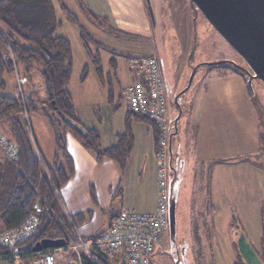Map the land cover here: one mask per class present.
Returning <instances> with one entry per match:
<instances>
[{
  "label": "crops",
  "instance_id": "1",
  "mask_svg": "<svg viewBox=\"0 0 264 264\" xmlns=\"http://www.w3.org/2000/svg\"><path fill=\"white\" fill-rule=\"evenodd\" d=\"M83 1L91 11L106 17L111 25L121 31L131 33L132 36L140 39L144 36L153 35L156 20L153 22L149 10L152 0ZM52 3L56 16L61 21L60 27L64 21L60 19L59 13L64 14L67 20L72 22L71 24H76L79 27L81 14L85 18L90 17L81 8L79 0H52ZM65 9L75 14L77 21L69 20ZM90 20L97 30L108 31L99 26L92 18ZM1 32L0 27V34ZM108 33L110 34L108 35L109 38H116L112 34L120 35L110 31ZM57 34H59L58 31ZM96 39L95 41L104 43L102 40ZM91 41L96 44L94 40ZM103 45L96 44V46L106 48L107 45ZM2 49L7 51L5 46H2ZM112 51L115 50L112 49ZM148 53L154 52H146L145 54ZM21 67L26 69L23 65ZM32 67L33 65L29 66L30 69ZM33 69L37 72L40 71L35 65ZM204 74L197 81L193 80L191 93L188 90L189 95L186 93L183 96V111L177 122V129L174 128L173 164L176 166V172L172 184L175 188L177 187L176 217L181 213L184 203L187 206L188 202L193 204L194 200H202V202L205 201L206 207H210L207 202L209 199H214L218 203L217 207L220 208V211L219 213L216 212V218L212 221L214 224L213 239L210 240L209 236L206 237L208 232H204L203 236L205 235L206 238H203L202 242L204 240L206 242L203 245L207 246L210 254H213L216 249L219 250L220 254L230 250L237 255L236 249L240 248L239 234L234 227L228 230L226 221L230 215L229 209L233 206V199H243L244 194L249 199L250 178L253 177L255 184L261 179L262 182L264 181L263 168L251 167L248 158L251 153L260 152V114L251 96L247 79L243 74L225 68L219 71H208ZM34 78V76L31 78L33 82L35 81ZM173 83L175 93L180 81L173 80ZM181 83L185 85L186 80ZM29 86L33 93L34 88L31 83ZM168 104L172 108L173 105L169 99ZM174 108L170 112L173 119L178 115V109ZM143 121L147 122L146 120ZM131 129L134 136V146L124 166L114 158L97 159L95 154L86 149L73 134L67 133L66 135L67 147L74 160L75 173L59 193L63 197L65 211L69 215L78 214L76 227L83 237L98 233L107 227L120 206L133 208L142 213L156 209L158 161L155 126L151 124L149 128L146 127L144 134L137 132L134 127ZM125 131V123L121 126L113 125L111 131H106L104 135L100 131L103 147L116 145L118 134ZM36 147L38 149L37 145ZM55 151V135L52 134L49 153L47 156L41 154L49 164H52ZM0 155L4 156L1 149ZM204 167L213 168L210 179L212 184L211 198L208 195L203 197L200 193L201 188L194 186L197 182L200 185L201 180V171L198 172L196 168ZM252 168L255 169L251 170ZM197 190L199 193L195 195ZM239 191L240 194L238 195ZM203 222L204 225L211 223L208 217ZM219 224H223L222 229L219 228ZM245 237L264 264V260L261 259L264 253L258 252L252 241L246 235Z\"/></svg>",
  "mask_w": 264,
  "mask_h": 264
},
{
  "label": "rangeland",
  "instance_id": "2",
  "mask_svg": "<svg viewBox=\"0 0 264 264\" xmlns=\"http://www.w3.org/2000/svg\"><path fill=\"white\" fill-rule=\"evenodd\" d=\"M150 7L153 13L152 18L154 21L156 20L153 35L144 36L142 39L132 36L131 33H129L130 35L116 36L112 34L116 38H109V31L103 32L94 28L90 17L85 18L82 14L80 15V28L76 24H71L72 22L70 23L64 14L59 13L64 24L59 28L58 33L65 35L70 40L73 51L72 78L69 84L71 96L82 122L87 128L97 129L100 135L101 132L103 135L106 134V131L110 132L113 125L121 126L123 123L126 125L129 108L125 90L135 80L129 60L133 56H141L146 52L156 53L160 63L164 66L171 88H174L173 91L175 90L173 80L180 81V92L185 89L194 68L198 67L197 75L194 77L195 81L208 71L231 69L221 65L208 64L214 61H235L242 66L244 74L248 77L246 72L248 67L244 58L190 0H152ZM82 29L95 39L97 38L96 40H102L103 44L111 45L112 47H109L115 51H112L111 48L96 46L89 39L85 40L82 37ZM86 41L93 52H99L104 72L103 78L97 71ZM112 58L115 59L116 66H113ZM34 65L36 66L33 64V67ZM33 67L30 70L31 77L27 75L29 82L26 86L24 85V89L32 93V88L29 86L31 83L34 94L36 93L39 98H44L42 74L40 71H35ZM25 70L21 64H18L17 71L20 76H26ZM16 75V72L5 74L6 86L3 94L20 98L21 91ZM33 76L35 77L34 82L31 79ZM183 80H186V85L181 83ZM191 91L192 89L189 90V93ZM185 93L189 95L188 92ZM250 93L260 114L261 148L259 153H251L248 158L251 167L257 166L264 170V81L253 78ZM171 96V103L174 105L173 93ZM171 109L175 108L169 107V113ZM23 116L35 144L40 152L47 156L52 134L55 135V127L40 111L29 113L25 111ZM142 121L135 118L131 120V128L134 127L140 134H144L146 127L149 128L151 125L149 122ZM5 126V122L0 125L1 132ZM196 170L201 171V180L200 185L197 182L194 186L201 188L200 193L203 197L208 195L211 198L210 179L213 168L204 167L196 168ZM261 180L255 184L253 177L250 178L249 199L245 197V194L243 199H233L226 228L229 230L234 227L239 234L238 241L242 235H246L257 251L264 253V181ZM198 193L197 190L195 195ZM204 202L194 200L193 204L188 202L187 206L184 203L181 213L177 215L176 235L172 237L170 230L164 233L161 245L156 248L152 256L154 264H237L238 262L239 264H250L247 261L245 263V257L240 248L236 249L237 255L230 250L220 254L216 249L213 254H210L207 246L203 245L206 242L205 240L202 242L203 238L209 236L210 240L213 239L214 224L212 221L216 218V212L220 211V208L217 207L218 203L214 199H209L207 202L210 207H206ZM205 216L211 221L208 225H204ZM219 228L222 229L223 224H219ZM204 232H208L206 237L203 236ZM34 261L35 257L14 260L0 259V264H34Z\"/></svg>",
  "mask_w": 264,
  "mask_h": 264
},
{
  "label": "trees",
  "instance_id": "3",
  "mask_svg": "<svg viewBox=\"0 0 264 264\" xmlns=\"http://www.w3.org/2000/svg\"><path fill=\"white\" fill-rule=\"evenodd\" d=\"M79 3L99 26L110 32L129 35L111 25L106 17L91 11L83 0H79ZM65 12L69 20L77 21L75 14L68 9ZM60 24L52 0H0V123L5 122L3 133L18 146V158L15 161L0 155V232L20 227L33 216L39 220L37 231L15 245L14 249L0 243V259L14 260L12 254L15 251L25 255V258L34 257L36 253L31 252V248L36 242L42 239H65L69 242L75 235L74 225L77 224L78 214L69 215L65 211L59 193L75 173L74 160L66 143L67 133L73 134L97 159L114 158L122 166L126 164L134 146L132 118L143 119L154 125L156 142L158 140L159 129L156 124L146 117L133 114L129 109L126 131L118 134L114 146L103 147L99 131L87 128L82 123L69 90L73 66L72 46L68 38L57 34ZM82 37L95 41L83 29ZM95 42L104 46L99 41ZM7 43L15 62L6 57V51L2 49ZM86 45L89 48V44ZM89 51L103 78L99 52H93L90 48ZM111 62L116 66L114 58ZM18 64L26 67V76H31L29 66L36 64L44 82V98H39L34 92L20 98L3 94L6 86L4 76L15 72ZM216 65L243 74L230 62ZM25 111H40L55 127L56 151L52 164L37 149L23 116Z\"/></svg>",
  "mask_w": 264,
  "mask_h": 264
},
{
  "label": "built area",
  "instance_id": "4",
  "mask_svg": "<svg viewBox=\"0 0 264 264\" xmlns=\"http://www.w3.org/2000/svg\"><path fill=\"white\" fill-rule=\"evenodd\" d=\"M5 46L6 57L15 62L9 44ZM129 60L135 80L125 90L128 108L133 114L153 121L159 129L156 209L142 213L122 206L107 227L88 237H83L74 225L75 235L69 242L37 252L34 264H154L152 256L170 223L169 104L158 55L148 53ZM15 72L21 96L25 97L29 94L24 89L28 78L20 76L17 68ZM0 149L9 160L18 158L17 144L1 130ZM38 223V218L33 216L20 227L2 230L0 243L14 249L37 231ZM12 255L14 259L25 258L17 251Z\"/></svg>",
  "mask_w": 264,
  "mask_h": 264
},
{
  "label": "water",
  "instance_id": "5",
  "mask_svg": "<svg viewBox=\"0 0 264 264\" xmlns=\"http://www.w3.org/2000/svg\"><path fill=\"white\" fill-rule=\"evenodd\" d=\"M209 22L217 29L221 35L238 51L247 63L246 74L242 70V66L235 61L221 60L209 62L210 65L230 62L234 67L242 70L243 75L247 79L250 89H252L253 78H259L264 81V0H190ZM151 17L153 16L152 8L149 5ZM153 22L154 19L152 18ZM198 68V67H197ZM197 68L193 69L189 84L183 91H179V87L174 93L168 82L165 70L162 66L164 80L167 88V96L169 102L174 97V107L178 109V115L175 119L170 116V139H169V164H170V233L175 237L176 232V210L177 187L173 186L172 180L176 172V166L173 164V135L177 129V122L183 111L182 98L188 90L193 86V80L197 72ZM186 85V84H185ZM174 122V123H173ZM121 208V206H120ZM119 208V210H120ZM118 210V212H119ZM117 212V214H118ZM116 214V215H117ZM115 215V216H116ZM66 244L65 239H42L36 242L31 248V252L37 253L44 249L61 247ZM240 249L250 264H262L260 257L255 250L247 242L246 237L242 235L239 241Z\"/></svg>",
  "mask_w": 264,
  "mask_h": 264
},
{
  "label": "flooded vegetation",
  "instance_id": "6",
  "mask_svg": "<svg viewBox=\"0 0 264 264\" xmlns=\"http://www.w3.org/2000/svg\"><path fill=\"white\" fill-rule=\"evenodd\" d=\"M176 218H177V217H176ZM169 229H170V223H169V228H168V230H169ZM176 232H177V224H176ZM176 232H175V233H176ZM175 235H176V234H175ZM162 239H163V238H162ZM159 245H161V244H159ZM159 245H158V246H159ZM261 259L264 260V257L261 256ZM244 261H245V263H247V262H246V259H245Z\"/></svg>",
  "mask_w": 264,
  "mask_h": 264
}]
</instances>
